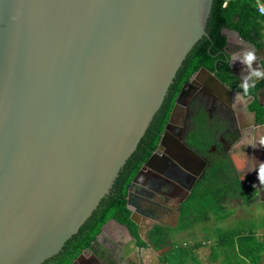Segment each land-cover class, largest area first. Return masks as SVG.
<instances>
[{"label":"water","instance_id":"water-1","mask_svg":"<svg viewBox=\"0 0 264 264\" xmlns=\"http://www.w3.org/2000/svg\"><path fill=\"white\" fill-rule=\"evenodd\" d=\"M213 4L0 0V264L53 258L111 193L187 56L199 41L210 39ZM234 32L240 42L264 52ZM202 73L207 77L200 81ZM193 84L209 92L213 103L244 102L254 125L264 127L249 109L254 96L231 89L204 67L194 74L179 93L157 149L129 186L130 219L148 244L141 249L131 235L134 251L151 250L144 231L149 217L135 206L136 187L146 174L162 175L163 164L177 168L165 145L176 115L189 102L182 99L184 91ZM239 86L247 88L240 80ZM182 146L187 159H201ZM182 175L173 183L189 194L197 173ZM176 217L174 227L179 207ZM112 220L72 264L94 252ZM171 249L156 251L158 264Z\"/></svg>","mask_w":264,"mask_h":264},{"label":"trees","instance_id":"trees-1","mask_svg":"<svg viewBox=\"0 0 264 264\" xmlns=\"http://www.w3.org/2000/svg\"><path fill=\"white\" fill-rule=\"evenodd\" d=\"M260 1L264 3V0ZM256 4L257 0H234L224 6V0H214L207 27L210 39L205 38L199 41L187 56L169 88L164 105L156 113L136 151L121 169L111 193L100 202L98 208L80 228L79 232L66 242L62 251L43 264H72L93 243L110 219L126 226L130 234L137 239L139 247H148V244L139 236L138 226L130 219L131 211L127 208L129 186L143 164L157 148L178 92L202 67L213 72L221 82L231 89H238L246 97L254 96L255 99L249 105V109L255 113L256 122L264 124V106L258 100L260 92L264 90V81L252 87L239 86V78L231 69L230 54L227 50L228 40L223 32L224 28L237 31L242 38L254 43L259 49L264 48V17L258 12ZM205 125V121L202 120L201 127ZM200 133L203 135V130ZM204 139L200 141L201 144L206 143L208 146L210 143L207 141V136ZM193 140L195 141L194 144L198 146L194 137ZM232 168L229 160L214 164L206 172L201 184L196 186L188 197V201L183 205L182 215L184 210L188 213L189 223L185 224L182 221L183 218L180 219V224L176 230L162 225L154 226L147 233L150 245L159 250L167 245L173 232L189 230L194 225L202 223L204 228L208 227L206 224L211 220L210 213L217 216L218 222L225 220L230 211L223 214L216 211L228 208L225 204L228 198L239 196V186L233 187L238 181L231 179ZM238 228L226 231V233L223 232L218 236L220 244L227 248L226 257L222 264H246V261L248 264H259L264 252V240L258 241L253 232L247 235L241 233ZM172 244L173 249L163 257L164 264H180L179 262L186 258L198 263L192 255L191 248H199L201 243L196 241L187 247H183L174 241ZM218 254L219 251L214 248L212 256L215 260Z\"/></svg>","mask_w":264,"mask_h":264},{"label":"crops","instance_id":"crops-1","mask_svg":"<svg viewBox=\"0 0 264 264\" xmlns=\"http://www.w3.org/2000/svg\"><path fill=\"white\" fill-rule=\"evenodd\" d=\"M229 30L230 31L223 30V32L227 36L228 40V53L233 58L231 67L232 69H234L235 74L238 76L240 82L247 87H252L254 84L264 81V52H256L252 48H249L247 45L239 41L234 30ZM249 50H251L255 54V59L250 65L244 64L241 59L243 53ZM257 58H259V62L256 61ZM255 72H259L261 73V75H254L253 73ZM206 77L207 76L204 73L200 75L201 79H205ZM259 97H261L262 104L264 106V90L260 92ZM243 103L244 102L238 101V103L232 102L230 104V107L233 109V112L235 113V117L237 119L239 135H242L243 138L239 143H237V145L232 146V149H234V151L230 157L228 156L224 159L221 158L218 162L220 163L223 160H227L228 162L229 160V162L233 166L232 170L235 172V180L238 181L237 183L239 184V196L237 198H228L226 200L227 205H234L235 211H239V209L241 210L240 213H242V215L240 217L241 219L239 221L240 224L238 229L240 230V232L247 235L253 232L254 235L258 237L261 236V232H264V220L260 219L261 217H264V186L260 185L257 179V169L260 163L264 162V146H261L259 143L260 138L264 137V127L254 125L252 115L244 111L245 106L243 105ZM241 146H245L248 151L251 150V158H248L246 154L243 155L244 150L241 148ZM246 170H248V172H246ZM239 172L242 173L241 177H239ZM229 180L230 178L228 179V181ZM253 185H255V187H253ZM190 194H187L185 196L183 200L185 201V203L188 201L187 199ZM150 201L152 202L148 203V206L150 208L155 207V212L152 215V218L149 217V220L144 226L146 241L147 233L151 231L156 225L164 226V221L171 226L170 229H177L174 227V225L176 223V211L179 205L177 206L176 203V205L173 206V203H171V205L169 206L170 203L167 202L166 205H168V209H164V199L160 198V196H158L157 194L155 195V197L152 196V199ZM153 202H157V206H155ZM135 204L138 207L139 204L136 198ZM233 214L234 213L232 212L231 216ZM178 221L180 223V218ZM207 224L209 223L207 222ZM200 225L203 226L204 229V225ZM186 231L187 230L173 232L171 240H173L177 244H184L188 242L182 241L184 239L183 236H185ZM262 239L264 240V238ZM195 242L196 240H189L187 244L193 245ZM132 247L133 237L131 236L127 227L112 220L107 224L103 233L99 237L98 243L94 248V252H90L89 254L85 255V257L81 259L79 264H158V257L153 249L143 251L141 250V248L135 249L134 251V248ZM125 250L128 251L129 256L125 255ZM261 258L262 260L259 264H264V255H261ZM199 259L201 260V258ZM189 260L195 264L200 263L198 259V263L194 262L191 259ZM212 260L214 263L220 261L214 259ZM179 263L184 264L186 262L180 261ZM202 263L205 264L204 262ZM162 264H164V260L162 261ZM246 264H248V261H246Z\"/></svg>","mask_w":264,"mask_h":264},{"label":"flooded vegetation","instance_id":"flooded-vegetation-1","mask_svg":"<svg viewBox=\"0 0 264 264\" xmlns=\"http://www.w3.org/2000/svg\"><path fill=\"white\" fill-rule=\"evenodd\" d=\"M199 80H204V78L201 79L199 77ZM181 90L177 94L174 105ZM182 99L184 102L189 99V102L185 105L186 108L184 113L181 112L179 113V115H176L172 124V136L167 139L165 145V149L167 150L169 155L176 160L178 164L177 168H170L168 166L166 167L163 164L161 168L162 175L156 174L154 172H151L152 174H146L139 180L136 187L137 193L136 195H134V203L136 198L139 204L137 207L138 210H141L150 218L153 217L152 215L155 212V207L150 208L148 206V203L152 202L150 201L152 199V196L155 197V195L157 194L158 196H160V198L164 199V209H168V205H166L167 202L170 203L169 206L171 205V203H173V206L176 205V203L177 206L179 205V209L181 211L179 218L181 219L182 208L185 204V201H180L184 200L185 196L187 195L188 189L186 187H183L184 185L178 186L173 182L177 183L179 179H182V174L186 173V171L197 173L194 184L189 182V186L193 184V191L197 185L201 184L202 180L206 176V172L214 165V158L210 159L209 155H215L216 160H219L221 158L224 159L228 156L230 157L234 151V149H232V146L237 145V143H239L243 138L242 135H239L237 119L235 117L233 109L230 107V104L226 105L222 101H216L215 103H213V98L209 94V92L207 93L200 90L198 87H195L194 84L188 86L185 89ZM215 114H217V116L222 120L221 124L219 119H215ZM202 120H204L206 124L203 127H201ZM164 130L161 134V138L164 134ZM202 130L204 132L203 135L200 133V131ZM206 136L208 139V143H210L208 146L206 143L201 144L200 142L202 139L205 140L204 137ZM193 137L195 138V140H197L198 146L197 144H194L195 141L193 140ZM179 143L181 145H179ZM182 144L192 148V150H194L200 156V158L203 159V161L199 158L187 159L185 157V153L183 152ZM217 146H219L220 148H217ZM241 148L244 150L243 155L246 154L248 158H251V150L248 151L245 146H241ZM246 172H248V170H246ZM159 176H161V178ZM241 176L242 173L239 172V177ZM171 182L174 185L171 184ZM183 183L188 185L187 181H183ZM192 191H190V193ZM135 206L137 205L135 204ZM179 224L180 223L178 221V224L175 228H177ZM168 225L169 224L164 221V227L170 228L171 226ZM171 239L172 238L170 237L167 245L162 249L169 246H171L173 249V240ZM147 242L149 243L148 239ZM150 248L151 250H154L155 254L156 251H158L152 245H150ZM162 261L163 257H161L160 259V264H162Z\"/></svg>","mask_w":264,"mask_h":264},{"label":"rangeland","instance_id":"rangeland-1","mask_svg":"<svg viewBox=\"0 0 264 264\" xmlns=\"http://www.w3.org/2000/svg\"><path fill=\"white\" fill-rule=\"evenodd\" d=\"M215 119L216 120L219 119L220 124L222 123V120L217 116V114H215ZM217 148H220V147L217 146ZM209 158L210 159L214 158V160H213L214 164L219 163L218 161H220L218 159L217 160L215 159V155H209ZM225 161L227 162V160H225ZM234 174H235V172L233 171L231 179H235ZM237 186H239V184L235 183L233 187H237ZM153 204L155 206H157L158 203L153 202ZM227 207L229 209L226 208L223 210H217L216 211V212H219L220 214H223L225 212L227 213L230 211L229 216H227L224 221L218 222L216 220L217 216L213 213H210L211 220H210V222H208L209 224H207L208 227L204 228L205 230L203 229V226H201L200 224H196L193 226V228L187 230L185 233V236H183L184 239L182 241H188L189 242V240L190 241L196 240L199 243H201V246L199 248H191L192 255L200 261V264H203L202 262H204L205 264H222L223 261L225 260V257H226L225 254L227 253V248L220 244V240H219L218 236L220 234H223V232L226 233V231H229L232 229H237L239 227V224H240L239 221H240V219H241L240 217L242 215V213H240L241 212L240 209H239V211H235L234 205L230 204V205H227ZM232 210H234V211H232ZM232 212L234 214L231 216ZM181 219L185 224L189 223L188 213L185 210L183 211V215H182ZM260 219L264 220V217H261ZM202 225H203V223H202ZM260 234H261V236H258V237L256 235H254V236L258 239V241H263L262 238H264V236H263L264 232H261ZM188 242L181 244V245L183 247H187L188 245H190V244H187ZM214 248H216L219 251V254H218V257L216 260H220V261L217 263H214L212 260V259H214L212 256V250ZM262 255H264V252ZM199 258H201V260ZM184 261H186V263H184V264H195V263L191 262L189 260V258H186Z\"/></svg>","mask_w":264,"mask_h":264},{"label":"clouds","instance_id":"clouds-1","mask_svg":"<svg viewBox=\"0 0 264 264\" xmlns=\"http://www.w3.org/2000/svg\"><path fill=\"white\" fill-rule=\"evenodd\" d=\"M256 7H257V10L260 12V14L264 15V3H260V0H257ZM241 59L244 64L250 65L255 59V54L251 50L246 51L245 53H243ZM253 74L256 76L261 75V73L259 72H255ZM259 143L261 146H264V137L260 138ZM257 179L259 181V184L264 186V162H261L257 169ZM253 187H255V185H253Z\"/></svg>","mask_w":264,"mask_h":264},{"label":"built area","instance_id":"built-area-1","mask_svg":"<svg viewBox=\"0 0 264 264\" xmlns=\"http://www.w3.org/2000/svg\"><path fill=\"white\" fill-rule=\"evenodd\" d=\"M231 1H234V0H224V6H227V4ZM260 3H263V2H260ZM259 12V11H258ZM260 13V12H259ZM262 15V14H261ZM264 17V15H262Z\"/></svg>","mask_w":264,"mask_h":264}]
</instances>
